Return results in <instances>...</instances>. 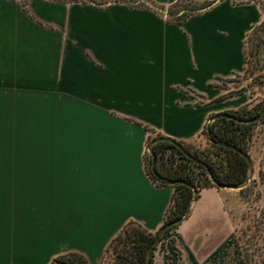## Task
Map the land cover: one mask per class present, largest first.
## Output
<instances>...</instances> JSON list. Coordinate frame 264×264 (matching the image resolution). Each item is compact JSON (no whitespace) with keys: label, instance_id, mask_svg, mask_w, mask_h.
Listing matches in <instances>:
<instances>
[{"label":"crops","instance_id":"crops-1","mask_svg":"<svg viewBox=\"0 0 264 264\" xmlns=\"http://www.w3.org/2000/svg\"><path fill=\"white\" fill-rule=\"evenodd\" d=\"M192 1L211 5L177 22L125 2L0 0V264H102L126 224L159 231L174 190L148 176V139L193 143L250 101L229 93L258 3ZM234 231L223 188L205 187L153 264H243Z\"/></svg>","mask_w":264,"mask_h":264},{"label":"trees","instance_id":"trees-1","mask_svg":"<svg viewBox=\"0 0 264 264\" xmlns=\"http://www.w3.org/2000/svg\"><path fill=\"white\" fill-rule=\"evenodd\" d=\"M62 1L93 2L97 5L113 1L147 7L138 0ZM181 2L189 3L191 7H186V11L179 15L170 12V19L177 22H181L211 5L210 2L197 3L192 0H179L172 5ZM245 43L246 65L244 75L251 78V86L256 85L264 91V21L248 33ZM241 91H246V89L241 88L229 94ZM263 106L264 101L253 108L247 104L236 110L222 113L237 119L248 120L258 116L263 110ZM234 118L221 116L209 123V134L206 128L202 132L209 144L208 148L204 150L190 149L185 143L179 141H176L179 146L168 141H159L151 146L154 158L148 152L146 153L144 157L145 167L150 179L157 185L171 186L174 190L160 229L184 216L191 202L193 189L198 194L205 187H216L214 182L227 187L239 186L244 182L248 175V163L245 157L233 147L248 155L247 149L251 140L252 129L258 122L264 123V117L254 123H242ZM146 129L150 131L149 128ZM153 140L148 139V146ZM166 179L183 181L184 183L170 185ZM177 226L173 225L167 228L162 239L175 230ZM158 232L152 234L134 222L126 224L112 239L106 250V253L110 249L114 253V258L110 264H147V250L157 237ZM58 261L65 264H87L84 257L75 253L58 257L54 263ZM102 264H105V256ZM150 264H153L152 253Z\"/></svg>","mask_w":264,"mask_h":264},{"label":"rangeland","instance_id":"rangeland-1","mask_svg":"<svg viewBox=\"0 0 264 264\" xmlns=\"http://www.w3.org/2000/svg\"><path fill=\"white\" fill-rule=\"evenodd\" d=\"M138 1L143 3L142 0ZM248 1L258 3L260 22L264 21V0H234V3L241 4ZM155 6L163 10V14L169 19L170 12L179 15L186 11V7H191L186 2L169 6ZM244 71L232 77L233 83L230 85V89L231 92H235L241 87L245 88L250 97L249 107L253 108L264 101V91L256 85L251 86V78L245 76ZM186 145L193 150H204L209 146L204 135ZM247 151L252 165V177L240 189L223 188V191L226 196V207L232 216L235 227L234 242L237 259H241L243 264H264V123L258 122L254 125ZM162 241L160 242L162 243ZM113 258L114 253L110 249L105 255V264H110ZM233 258L234 253L232 252L228 255L225 264H232ZM174 264H180V262L177 260Z\"/></svg>","mask_w":264,"mask_h":264},{"label":"water","instance_id":"water-1","mask_svg":"<svg viewBox=\"0 0 264 264\" xmlns=\"http://www.w3.org/2000/svg\"><path fill=\"white\" fill-rule=\"evenodd\" d=\"M142 2H143L145 5H147L148 7L152 8V9H155V10L161 12V13H164L163 10H161L160 8L156 7L155 5H153L152 3H150V2H148V1H146V0H142ZM181 13H183V12H181ZM221 116L234 118V116H229L228 114H223V113H219V114L213 115L212 117H210L209 122H208V124H207L206 127H205V128H206V131H207L208 134H209V123L212 122L213 120H215L216 118L221 117ZM263 117H264V108H263V110L261 111V113H260L258 116L254 117V118H252V119H248V120H241V119H237V118H234V119H235L236 121H238V122H242V123H254V122H258V121H260ZM159 141H168V142H171V143H173V144L179 146V145L177 144V142H176L175 140H173V139H170V138H167V137H159V138H156L154 141H152V142L149 144L148 149H147L148 152L152 155L153 158H154V155L152 154L151 146H152L153 144H155L156 142H159ZM233 149H235V150L238 151L243 157H245V159H246V161H247V163H248V175H247L246 179L244 180V182H243L241 185H239V186H235V187H234V186L227 187V186H223V185H218V184H216V183L214 182V184H215L216 187H219V188H239V189H240V188H242V187L246 184V182H248L249 179L252 177V165H251V161H250L249 156H248L247 154H245L243 151H241V150H239V149H237V148H235V147H233ZM166 182H167L168 184H170V185H173V184H176V183H184L183 181H174V180H168V179H166ZM196 197H197V191H196L195 189H193L192 199H191V202H190V204H189V206H188V208H187V211H186V213L184 214V216H182L181 218H179V219L173 221V222L170 223L169 225H167V226H165V227H163L162 229L159 230V232H158V234H157V237L155 238V240L152 242V244L149 246V248H148V250H147V254H146V262H147V264H150L151 253L153 252V249H154V248L160 243V241H161L162 237L164 236L165 231L167 230V228H169L170 226H173V225H179L182 221H184V220L187 218V216H188V214H189V210H190V205H191V203L196 199ZM54 264H65V263L58 261V262H55Z\"/></svg>","mask_w":264,"mask_h":264}]
</instances>
